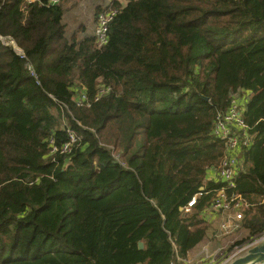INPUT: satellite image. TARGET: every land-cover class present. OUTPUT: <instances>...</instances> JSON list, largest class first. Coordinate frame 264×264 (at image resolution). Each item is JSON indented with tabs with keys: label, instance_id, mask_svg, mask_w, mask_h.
<instances>
[{
	"label": "trees",
	"instance_id": "1",
	"mask_svg": "<svg viewBox=\"0 0 264 264\" xmlns=\"http://www.w3.org/2000/svg\"><path fill=\"white\" fill-rule=\"evenodd\" d=\"M60 2L0 0L22 50L0 40V264L185 263L224 185L211 130L236 94L253 135L237 243L264 231V0H115L101 48L66 34Z\"/></svg>",
	"mask_w": 264,
	"mask_h": 264
},
{
	"label": "built area",
	"instance_id": "2",
	"mask_svg": "<svg viewBox=\"0 0 264 264\" xmlns=\"http://www.w3.org/2000/svg\"><path fill=\"white\" fill-rule=\"evenodd\" d=\"M60 0H49L51 4H56ZM115 0H112L108 5L102 7L96 15V25L94 28L93 36L95 38V43L98 48L103 47L108 42V28L109 23L118 13V8L114 5ZM121 3L123 0H117ZM10 37L0 36V40L5 44H10L19 54H22V50L15 44ZM108 89H101L99 94L105 92ZM98 98V97H96ZM75 101L78 105H89L87 101V95L85 92L76 94ZM243 107L240 104L238 95L233 96V100L227 109L223 112H218L213 119V125L211 134L213 137L221 139L225 143V153L221 158L218 167L216 168V178L220 179L224 185L217 190L213 202L210 207L204 211L205 217L213 211L214 213H221L224 215L223 220L220 222L219 229L223 233H228L232 231L237 225L236 221L242 218L241 208L246 205L245 201L240 193L234 191L235 178L238 173L239 160L238 153L242 148H247L251 145L253 140V135L250 133V127L245 122L243 118ZM70 140L61 147V151H68L70 145L75 141L74 135L69 133ZM49 142L53 146L52 151L57 150L53 145V139ZM202 189V187H201ZM201 194V192L194 195L187 204L181 208L183 214H188L191 212L192 207L196 203V196ZM220 212V213H219ZM212 215V214H211ZM207 216V217H208ZM264 242V231L261 233L247 239L243 244L238 245L233 252L228 254H223L222 261L220 264H226L238 253L245 252L248 248ZM204 251L205 258H209V252L207 247L201 248L200 252ZM220 248L214 251V255L222 254ZM185 263L188 259H182ZM179 264V263H171Z\"/></svg>",
	"mask_w": 264,
	"mask_h": 264
},
{
	"label": "rangeland",
	"instance_id": "3",
	"mask_svg": "<svg viewBox=\"0 0 264 264\" xmlns=\"http://www.w3.org/2000/svg\"><path fill=\"white\" fill-rule=\"evenodd\" d=\"M61 1V2H60ZM60 4L64 9V16L66 21V34L70 36L71 34H76L78 37H82V32L87 29V27L82 24H78L80 18L82 21H86L89 25L93 23L92 31L89 34H93L96 25V15L99 8L108 5L112 0H60ZM58 2V3H59ZM80 12V14L78 13ZM75 16V19L72 17ZM239 98V97H238ZM212 213L209 214L211 221L209 222L208 235L200 243L197 248L190 252L189 264H220L222 261L223 254H228L233 252L234 249L240 244L237 243L244 236V232L239 228L230 231L228 233H223L219 229L220 222L223 220L224 215L221 213L216 215V218H212ZM207 247L209 252V258H205L204 251L200 252L201 248ZM241 245V244H240ZM220 248L222 254L214 255V251ZM241 253H238V255ZM193 257V258H192ZM258 264H264V261Z\"/></svg>",
	"mask_w": 264,
	"mask_h": 264
},
{
	"label": "water",
	"instance_id": "4",
	"mask_svg": "<svg viewBox=\"0 0 264 264\" xmlns=\"http://www.w3.org/2000/svg\"><path fill=\"white\" fill-rule=\"evenodd\" d=\"M142 247V243H139ZM264 261V242L248 248L226 264H258Z\"/></svg>",
	"mask_w": 264,
	"mask_h": 264
},
{
	"label": "crops",
	"instance_id": "5",
	"mask_svg": "<svg viewBox=\"0 0 264 264\" xmlns=\"http://www.w3.org/2000/svg\"><path fill=\"white\" fill-rule=\"evenodd\" d=\"M79 14H80V12H78ZM76 17L75 16H73L72 17V19H75ZM78 20H79V23L78 24H82L83 26H85V27H87V29L85 28V30L82 32V37L83 36H85V35H89V31H92V29H93V23L91 22L89 25H87L88 23L86 22V21H82L80 18H77ZM62 21H63V23L64 24H66V21H65V16H64V14H63V17H62ZM244 96L246 97L247 95H245L244 94ZM244 97H243V94L239 97V101H240V104L242 105V107H243V99ZM208 216V215H207ZM205 217L207 220H209L210 219V217L208 216V217ZM237 227H238V225L233 229V230H235V229H237ZM232 230V231H233ZM241 231H243L244 232V236H247V231L245 230V229H240ZM199 245V244H198ZM197 245V246H198ZM197 246H195L194 248H192L189 252H188V255H187V259H188V262L187 263H183V264H189V262H190V260H189V255H190V252L191 251H193V250H195L196 248H197ZM193 258V257H192ZM190 264H192V263H190Z\"/></svg>",
	"mask_w": 264,
	"mask_h": 264
}]
</instances>
